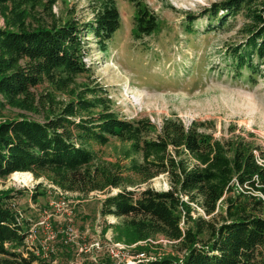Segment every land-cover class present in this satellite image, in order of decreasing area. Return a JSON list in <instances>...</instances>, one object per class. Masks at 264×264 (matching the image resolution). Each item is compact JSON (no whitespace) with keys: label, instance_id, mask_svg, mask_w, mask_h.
<instances>
[{"label":"trees","instance_id":"obj_1","mask_svg":"<svg viewBox=\"0 0 264 264\" xmlns=\"http://www.w3.org/2000/svg\"><path fill=\"white\" fill-rule=\"evenodd\" d=\"M126 1L136 39L158 30L143 0ZM56 2L0 0V179L29 172L64 192L105 193L99 212L121 219L123 242L147 254L159 238L175 248L143 264H264V149L248 139L253 134L217 138L209 121L185 124L170 115L157 124L120 115L83 60L84 40L106 52L121 29L116 1L96 0L93 19L84 22L58 16ZM243 9L252 19L249 35L231 47L226 66L251 75L264 61V0L213 4L205 33ZM196 19H185V33H198ZM8 107L24 113L7 117ZM112 141L115 159L102 158L94 147ZM160 175L167 189L150 186ZM12 198L0 192V264H51L28 249L31 223ZM107 264H114L110 256Z\"/></svg>","mask_w":264,"mask_h":264},{"label":"rangeland","instance_id":"obj_2","mask_svg":"<svg viewBox=\"0 0 264 264\" xmlns=\"http://www.w3.org/2000/svg\"><path fill=\"white\" fill-rule=\"evenodd\" d=\"M95 1L57 0L53 11L62 18L91 21ZM115 1L121 29L106 52L99 51L91 37L84 40L83 60L92 66L120 115L145 116L157 124L170 115L178 116L185 124L209 121L215 137L252 133L248 139L264 149V61H259L258 72L251 75L245 69L238 75L226 66L231 47H237L249 35L246 29L252 19L247 9L229 17L223 29L205 33L209 27L207 10L223 0H143L158 16L159 25L152 35L136 39L132 4ZM189 15L197 17L194 27L198 33L184 32ZM0 25H4L1 15ZM19 113L24 112L9 107L5 111L7 117ZM94 148L102 158L114 160L118 142ZM149 184L158 190L168 188L163 175ZM0 192L12 193L14 207L31 223L33 234L27 238L28 249L36 250L51 264H107L108 247L114 242L124 246L118 250V257L110 256L114 264H129V256L139 253L134 250L135 243L123 242L121 219L100 214L105 193L64 192L32 175L16 179L12 174L0 179ZM191 214L195 217L202 212L197 209ZM154 243L157 245H147L145 251L151 258L177 254L163 238Z\"/></svg>","mask_w":264,"mask_h":264},{"label":"built area","instance_id":"obj_3","mask_svg":"<svg viewBox=\"0 0 264 264\" xmlns=\"http://www.w3.org/2000/svg\"><path fill=\"white\" fill-rule=\"evenodd\" d=\"M33 234V228H30V235L29 237H31ZM166 241V240H165ZM112 246L108 247V254L110 256H115L118 257V253L120 249L124 248V246L121 243L118 242H114L111 244ZM152 258L147 256L146 253L144 252H139L135 255H130L128 262L129 264H143V263H147L149 260H151Z\"/></svg>","mask_w":264,"mask_h":264},{"label":"bare ground","instance_id":"obj_4","mask_svg":"<svg viewBox=\"0 0 264 264\" xmlns=\"http://www.w3.org/2000/svg\"><path fill=\"white\" fill-rule=\"evenodd\" d=\"M12 176L16 179H20L22 176L23 178H30L31 174L29 172H14Z\"/></svg>","mask_w":264,"mask_h":264}]
</instances>
